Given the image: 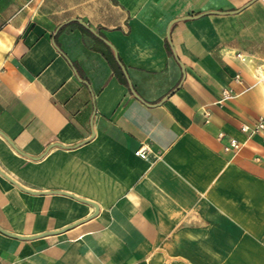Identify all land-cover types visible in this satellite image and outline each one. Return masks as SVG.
<instances>
[{
    "label": "crops",
    "instance_id": "obj_1",
    "mask_svg": "<svg viewBox=\"0 0 264 264\" xmlns=\"http://www.w3.org/2000/svg\"><path fill=\"white\" fill-rule=\"evenodd\" d=\"M260 118L264 0H0V264H264Z\"/></svg>",
    "mask_w": 264,
    "mask_h": 264
},
{
    "label": "built area",
    "instance_id": "obj_2",
    "mask_svg": "<svg viewBox=\"0 0 264 264\" xmlns=\"http://www.w3.org/2000/svg\"><path fill=\"white\" fill-rule=\"evenodd\" d=\"M239 58L240 55H237ZM237 79V77H236ZM234 96L233 91L230 89H222L221 91V100H226V99H231ZM251 130V132H258L264 130V118L258 119V121L250 127L249 125L242 124L240 126V131L241 132H248ZM219 137H222V134L218 135ZM241 147V144L236 141L235 139H230L228 145L225 147V150H230L233 153H236ZM146 149L144 147H140L135 151V155L140 157V158H146Z\"/></svg>",
    "mask_w": 264,
    "mask_h": 264
},
{
    "label": "water",
    "instance_id": "obj_3",
    "mask_svg": "<svg viewBox=\"0 0 264 264\" xmlns=\"http://www.w3.org/2000/svg\"><path fill=\"white\" fill-rule=\"evenodd\" d=\"M120 69H121V71H122V73H123V76L127 79V74H126L124 68H123L122 66H120ZM130 91H131V93H132L134 96H136V94L134 93V91L132 90L131 87H130Z\"/></svg>",
    "mask_w": 264,
    "mask_h": 264
},
{
    "label": "trees",
    "instance_id": "obj_4",
    "mask_svg": "<svg viewBox=\"0 0 264 264\" xmlns=\"http://www.w3.org/2000/svg\"><path fill=\"white\" fill-rule=\"evenodd\" d=\"M167 47H168V46H167ZM168 50H169V47H168ZM123 84H124V85L127 87V84H126V82H124Z\"/></svg>",
    "mask_w": 264,
    "mask_h": 264
}]
</instances>
